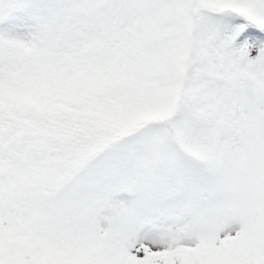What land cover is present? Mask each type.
I'll return each mask as SVG.
<instances>
[{
    "label": "snow or ice",
    "instance_id": "snow-or-ice-1",
    "mask_svg": "<svg viewBox=\"0 0 264 264\" xmlns=\"http://www.w3.org/2000/svg\"><path fill=\"white\" fill-rule=\"evenodd\" d=\"M0 264H264V0H0Z\"/></svg>",
    "mask_w": 264,
    "mask_h": 264
}]
</instances>
